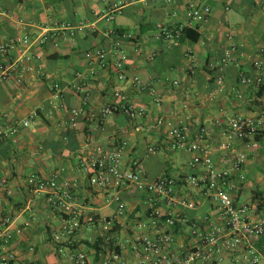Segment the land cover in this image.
Returning a JSON list of instances; mask_svg holds the SVG:
<instances>
[{
	"label": "crops",
	"instance_id": "1",
	"mask_svg": "<svg viewBox=\"0 0 264 264\" xmlns=\"http://www.w3.org/2000/svg\"><path fill=\"white\" fill-rule=\"evenodd\" d=\"M173 1L0 0L1 42L25 34L38 35L43 27L84 25L73 38L58 36L44 47H34L32 52L42 59L29 63L23 83L0 81V128L7 130L37 113L28 127L0 140V217L8 216L12 227L22 231L10 244L15 264H74L70 257L55 250L52 237L61 226V218L42 197L28 192L25 183L30 174L49 176L59 172L61 179L73 181L76 197L88 215L105 217L112 207L106 205L105 196L87 186L77 171L79 156L87 145L126 139L125 167L136 160L143 163L149 179L162 175L177 179L199 170L190 168L192 154L188 150L170 149L168 129L186 125L192 142L199 129L205 127L215 142L221 141L230 118L254 116L264 107V92L259 96L257 89L239 83L241 74L252 72L255 61H262L264 67V8L259 0H208L211 15L192 28L199 38L169 46L159 37L158 28H174L184 22L189 0ZM115 3L120 9L114 20L107 22L105 15ZM114 31L134 37L124 45L127 75L129 80L139 76L151 85L144 93L136 92L129 80L119 82L112 63L106 69L97 68L96 75L88 77L90 66L85 53L98 48L111 51ZM232 44L239 48V60L225 69L220 85L210 64ZM79 73L87 79L79 80ZM55 82L63 91L59 102L52 99L51 85ZM77 82H81L83 92L73 89ZM115 89L146 107L142 120L131 122L123 115H111L100 122V111L113 99ZM233 89H239L242 97H237ZM72 110L78 112L76 127L69 124ZM149 147H154L155 153H149ZM263 163L264 146L249 154L247 179L238 184L236 192L238 202L258 203L254 196L260 195L264 186ZM193 197L198 202L196 209L181 213L189 221L202 222L215 205L200 193H193ZM127 200L133 209L129 219L144 215L141 195L127 196ZM157 203L167 210L163 201ZM188 230V226L176 229L178 245L191 241ZM97 238L95 229L84 228L82 239L70 247L86 252L88 264H100L101 257L95 258L92 247Z\"/></svg>",
	"mask_w": 264,
	"mask_h": 264
},
{
	"label": "built area",
	"instance_id": "2",
	"mask_svg": "<svg viewBox=\"0 0 264 264\" xmlns=\"http://www.w3.org/2000/svg\"><path fill=\"white\" fill-rule=\"evenodd\" d=\"M173 4V0H167ZM258 4L264 8V0ZM119 4H112L105 20L112 22ZM186 18L174 28L159 26V37L169 42V46L178 45L179 38L187 28H197L211 15L208 0H189L185 9ZM76 28L70 25L41 28L38 35L25 34L21 37L0 41V81L14 79L18 83L25 81V72L29 63L42 59L40 54L32 52L34 47H44L60 36L73 38ZM113 49L103 48L87 51L85 58L90 66L89 76L94 77L98 69H106L112 63L119 82H127V56L125 43L134 37L125 32L114 31ZM239 48L232 44L222 56L210 64L217 74V83H224V71L239 60ZM113 60V62H111ZM79 80L87 76L77 74ZM132 88L144 93L151 85L139 76L130 78ZM77 82L73 89L83 92ZM177 84L176 81H172ZM240 85L259 89L264 86V67L262 61L253 63V70L241 74ZM237 97H242L239 89H233ZM52 99H62L59 83L51 85ZM113 99L100 111V122L111 115H123L131 122L142 120L146 107L137 103L121 89L113 91ZM78 112L72 110L69 124L76 127ZM37 117L34 112L24 121L9 127L0 128V140L7 135H15L20 128L28 127ZM221 141H214L213 135L201 127L190 142L189 129L179 124L168 129L169 147L172 151L186 149L192 154L190 168L199 170L177 179L162 175L149 179L143 163L133 161L129 167L123 164V157L128 147L126 139L114 143L89 144L81 152L77 171L86 180L87 186L105 196V203L112 207V212L105 217L95 219L88 215L84 204L79 202L73 181L63 180L59 172L49 176L39 173L30 174L25 185L28 192L44 201L60 215L61 226L53 233L52 243L61 256H68L74 264H88L84 251H76L70 246L82 239L84 228L95 229L101 245L100 264H264V186L260 189V201L238 202L236 192L238 184L246 181L245 167L249 154L264 146V107L254 116L236 115L226 122ZM242 145V148H239ZM149 147V153H155ZM219 157H216L218 156ZM183 190V194L179 190ZM193 193H200L215 210L207 214L202 222L189 221L182 210L196 209L198 202ZM141 195L143 216L129 219L133 213L127 196ZM163 201L167 210L157 206ZM3 197L0 195V205ZM129 223H123L125 221ZM188 226L190 242L178 245L176 229ZM21 229L12 227L8 216L0 217V264H15L16 255L10 248L15 234ZM97 238V239H98ZM96 239V240H97ZM96 243V241H95ZM186 243V244H185ZM32 250V249H30Z\"/></svg>",
	"mask_w": 264,
	"mask_h": 264
},
{
	"label": "trees",
	"instance_id": "3",
	"mask_svg": "<svg viewBox=\"0 0 264 264\" xmlns=\"http://www.w3.org/2000/svg\"><path fill=\"white\" fill-rule=\"evenodd\" d=\"M197 30L196 29H192V28H187L183 31L182 35L180 36L179 38V42L180 41H183L185 39H191V40H197L199 38V34L198 32H196ZM264 92V86H261L259 89H258V95L261 96L262 93ZM261 195V194H260ZM260 195H258L257 193L255 194V199L258 198V201H260ZM104 242H103V239L101 238H98L96 240V243H94L92 245L93 248H95V258L96 259H99V257H101V252H103L101 250V245H103Z\"/></svg>",
	"mask_w": 264,
	"mask_h": 264
},
{
	"label": "rangeland",
	"instance_id": "4",
	"mask_svg": "<svg viewBox=\"0 0 264 264\" xmlns=\"http://www.w3.org/2000/svg\"><path fill=\"white\" fill-rule=\"evenodd\" d=\"M165 127H167V126H165ZM263 167H264V163H263ZM29 172H30V171H29ZM30 173H31V172H30ZM250 174H251V173H249L248 176H249ZM250 176H251V177H252V176H256V174L254 173V174H251Z\"/></svg>",
	"mask_w": 264,
	"mask_h": 264
}]
</instances>
